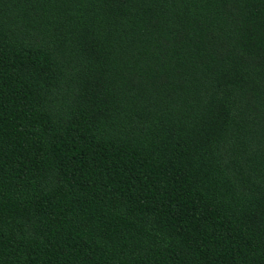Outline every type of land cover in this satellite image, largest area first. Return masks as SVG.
<instances>
[{
  "label": "trees",
  "instance_id": "1",
  "mask_svg": "<svg viewBox=\"0 0 264 264\" xmlns=\"http://www.w3.org/2000/svg\"><path fill=\"white\" fill-rule=\"evenodd\" d=\"M0 264H264V0H0Z\"/></svg>",
  "mask_w": 264,
  "mask_h": 264
}]
</instances>
